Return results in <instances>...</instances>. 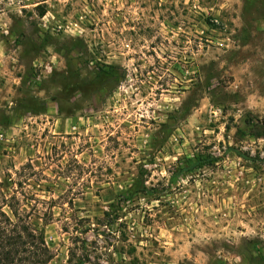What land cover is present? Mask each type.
Returning <instances> with one entry per match:
<instances>
[{
    "label": "rangeland",
    "instance_id": "obj_1",
    "mask_svg": "<svg viewBox=\"0 0 264 264\" xmlns=\"http://www.w3.org/2000/svg\"><path fill=\"white\" fill-rule=\"evenodd\" d=\"M262 118L264 0H0V209L43 264H264Z\"/></svg>",
    "mask_w": 264,
    "mask_h": 264
},
{
    "label": "trees",
    "instance_id": "obj_2",
    "mask_svg": "<svg viewBox=\"0 0 264 264\" xmlns=\"http://www.w3.org/2000/svg\"><path fill=\"white\" fill-rule=\"evenodd\" d=\"M39 15L43 16L44 11ZM258 122L264 124V118L259 119ZM3 205L9 207L13 218L17 220L14 222L0 209V217L3 218L0 227V264H14L24 260H31L33 264L47 262L51 257L44 245L43 236L38 232L35 234L31 225L19 217L18 202L15 198L12 196L8 200L4 199Z\"/></svg>",
    "mask_w": 264,
    "mask_h": 264
},
{
    "label": "snow or ice",
    "instance_id": "obj_3",
    "mask_svg": "<svg viewBox=\"0 0 264 264\" xmlns=\"http://www.w3.org/2000/svg\"><path fill=\"white\" fill-rule=\"evenodd\" d=\"M53 43H55V41H53Z\"/></svg>",
    "mask_w": 264,
    "mask_h": 264
},
{
    "label": "built area",
    "instance_id": "obj_4",
    "mask_svg": "<svg viewBox=\"0 0 264 264\" xmlns=\"http://www.w3.org/2000/svg\"><path fill=\"white\" fill-rule=\"evenodd\" d=\"M1 136V135H0Z\"/></svg>",
    "mask_w": 264,
    "mask_h": 264
}]
</instances>
